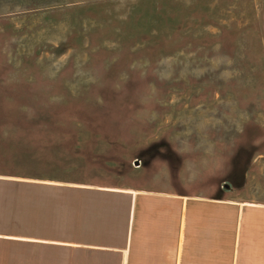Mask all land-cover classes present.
<instances>
[{"label": "rangeland", "instance_id": "obj_1", "mask_svg": "<svg viewBox=\"0 0 264 264\" xmlns=\"http://www.w3.org/2000/svg\"><path fill=\"white\" fill-rule=\"evenodd\" d=\"M0 175L264 203V0H0Z\"/></svg>", "mask_w": 264, "mask_h": 264}, {"label": "crops", "instance_id": "obj_2", "mask_svg": "<svg viewBox=\"0 0 264 264\" xmlns=\"http://www.w3.org/2000/svg\"><path fill=\"white\" fill-rule=\"evenodd\" d=\"M0 264H264V203L0 175Z\"/></svg>", "mask_w": 264, "mask_h": 264}, {"label": "trees", "instance_id": "obj_3", "mask_svg": "<svg viewBox=\"0 0 264 264\" xmlns=\"http://www.w3.org/2000/svg\"><path fill=\"white\" fill-rule=\"evenodd\" d=\"M1 112V111H0Z\"/></svg>", "mask_w": 264, "mask_h": 264}]
</instances>
